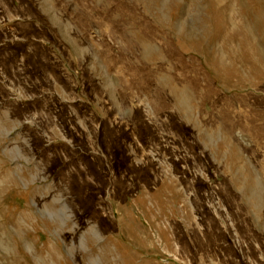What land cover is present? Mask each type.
I'll return each mask as SVG.
<instances>
[{
    "label": "rangeland",
    "instance_id": "374dc122",
    "mask_svg": "<svg viewBox=\"0 0 264 264\" xmlns=\"http://www.w3.org/2000/svg\"><path fill=\"white\" fill-rule=\"evenodd\" d=\"M0 264H264V0H0Z\"/></svg>",
    "mask_w": 264,
    "mask_h": 264
}]
</instances>
